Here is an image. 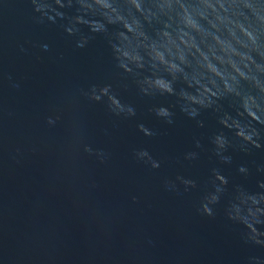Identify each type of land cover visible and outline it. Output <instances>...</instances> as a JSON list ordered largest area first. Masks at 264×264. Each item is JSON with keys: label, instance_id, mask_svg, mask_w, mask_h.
<instances>
[{"label": "water", "instance_id": "water-1", "mask_svg": "<svg viewBox=\"0 0 264 264\" xmlns=\"http://www.w3.org/2000/svg\"><path fill=\"white\" fill-rule=\"evenodd\" d=\"M0 264H264V0H0Z\"/></svg>", "mask_w": 264, "mask_h": 264}]
</instances>
